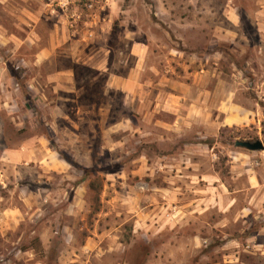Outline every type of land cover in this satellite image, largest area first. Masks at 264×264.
I'll return each mask as SVG.
<instances>
[{"label": "rangeland", "instance_id": "1", "mask_svg": "<svg viewBox=\"0 0 264 264\" xmlns=\"http://www.w3.org/2000/svg\"><path fill=\"white\" fill-rule=\"evenodd\" d=\"M40 1L67 35L46 62L0 7V211H34L0 264H264V149L236 145L264 144V0ZM186 94L211 121L175 127ZM191 154L217 201L179 223Z\"/></svg>", "mask_w": 264, "mask_h": 264}, {"label": "crops", "instance_id": "2", "mask_svg": "<svg viewBox=\"0 0 264 264\" xmlns=\"http://www.w3.org/2000/svg\"><path fill=\"white\" fill-rule=\"evenodd\" d=\"M0 7L3 12L6 11V13H10L9 17L18 23V25H26V27H22L25 30L24 35L14 36L20 38L21 43L26 42L28 47L32 48V53L34 55L43 57V61L46 62L52 54H58L61 51L65 52V50H62V45L64 44L62 42L63 40L64 42L67 40V35L65 31H60V33H58L55 29V21H53L55 18L48 13L51 9L48 4L45 5L40 0H0ZM43 24L49 26L51 30L47 39L40 34V26ZM43 41H47L48 43L45 44ZM130 78L127 79L130 80ZM116 87L123 89L124 93L127 89H131L130 84L125 83L123 86H117V80L115 78H109L104 85V93H109L111 89H115ZM178 98L180 97L175 96V127L177 129L192 123L200 125L203 121H211L209 111H206V108L210 107L207 106L210 101L208 102L207 99L208 104L206 103L205 95L202 99L200 95L188 96L186 94L183 103H181V100ZM187 103L189 104V111H181L180 106ZM228 119L229 118H224L222 124L226 125L233 123V121H241V118L238 119L237 117L231 118V122ZM191 153L193 152L191 151ZM200 161L197 159V156L195 157V154H191V157H187L185 160L183 158H175V182H177V184H175V222L180 223L186 216L196 211L204 213L208 207H210L209 203H211L212 200L217 201L216 195L212 192L213 175L206 173V171H201L200 167L203 163ZM195 178L204 181V188L191 190L194 192L190 193L189 190H184L185 188L183 185H179V182L186 183L190 181L192 183ZM206 183H208V185ZM213 188L218 187L215 186ZM208 191H210V193L212 192V195L208 194ZM24 200L27 202V198H24ZM27 215H34V211L28 207L21 208L18 205L4 207L0 211V246L8 245L17 248L22 237L18 235V238L13 240L9 237V233H15L19 229L20 223ZM43 244L46 245V242L44 241ZM28 252L31 256L25 259V261L28 264H39L38 261H33L32 252ZM73 261H76V259H73ZM1 262L2 264H15V261L8 263L4 258Z\"/></svg>", "mask_w": 264, "mask_h": 264}, {"label": "water", "instance_id": "3", "mask_svg": "<svg viewBox=\"0 0 264 264\" xmlns=\"http://www.w3.org/2000/svg\"><path fill=\"white\" fill-rule=\"evenodd\" d=\"M236 145L247 148L249 150H263L264 144L261 140L249 141V140H237Z\"/></svg>", "mask_w": 264, "mask_h": 264}, {"label": "trees", "instance_id": "4", "mask_svg": "<svg viewBox=\"0 0 264 264\" xmlns=\"http://www.w3.org/2000/svg\"><path fill=\"white\" fill-rule=\"evenodd\" d=\"M60 152V151H59ZM62 154V153H61ZM65 159H66V161H68L69 163H72V159L71 158H66V157H64ZM75 166H77L78 168H80L81 166L79 165V164H75ZM84 170H85V177H87L88 175H90V172H91V169H89V168H83ZM91 185H93V184H91Z\"/></svg>", "mask_w": 264, "mask_h": 264}, {"label": "built area", "instance_id": "5", "mask_svg": "<svg viewBox=\"0 0 264 264\" xmlns=\"http://www.w3.org/2000/svg\"><path fill=\"white\" fill-rule=\"evenodd\" d=\"M0 85H1V83H0Z\"/></svg>", "mask_w": 264, "mask_h": 264}]
</instances>
